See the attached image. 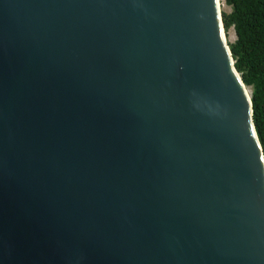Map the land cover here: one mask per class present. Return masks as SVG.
<instances>
[{"label":"water","instance_id":"95a60500","mask_svg":"<svg viewBox=\"0 0 264 264\" xmlns=\"http://www.w3.org/2000/svg\"><path fill=\"white\" fill-rule=\"evenodd\" d=\"M0 264H264L218 0H0Z\"/></svg>","mask_w":264,"mask_h":264},{"label":"trees","instance_id":"16d2710c","mask_svg":"<svg viewBox=\"0 0 264 264\" xmlns=\"http://www.w3.org/2000/svg\"><path fill=\"white\" fill-rule=\"evenodd\" d=\"M225 31L235 30L230 43L235 65L252 95L254 122L264 151V0H225Z\"/></svg>","mask_w":264,"mask_h":264},{"label":"rangeland","instance_id":"374dc122","mask_svg":"<svg viewBox=\"0 0 264 264\" xmlns=\"http://www.w3.org/2000/svg\"><path fill=\"white\" fill-rule=\"evenodd\" d=\"M221 1H223L222 12L224 11L229 12L231 8L225 3V0H221ZM225 34H226V39L229 42V44L235 41L236 34L233 28H231L229 31H225Z\"/></svg>","mask_w":264,"mask_h":264},{"label":"bare ground","instance_id":"6f19581e","mask_svg":"<svg viewBox=\"0 0 264 264\" xmlns=\"http://www.w3.org/2000/svg\"><path fill=\"white\" fill-rule=\"evenodd\" d=\"M218 3H219V6H220V8H221V10H222V7H223V1L218 0Z\"/></svg>","mask_w":264,"mask_h":264}]
</instances>
